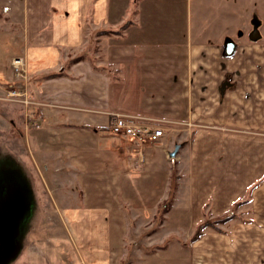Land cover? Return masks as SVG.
Masks as SVG:
<instances>
[{
    "label": "crops",
    "instance_id": "obj_1",
    "mask_svg": "<svg viewBox=\"0 0 264 264\" xmlns=\"http://www.w3.org/2000/svg\"><path fill=\"white\" fill-rule=\"evenodd\" d=\"M240 4L2 2L0 48L18 42L10 58L24 59L28 94L42 103L25 109L38 127L24 112L15 122V154L56 207L52 224L26 243L23 264H264L262 31L223 54ZM91 34L93 56L84 53ZM114 112L155 119L164 134L141 144L114 136ZM172 185L158 248L147 253L151 239L133 223L164 205ZM234 205L235 217L192 239L202 221ZM173 214L190 227L170 234ZM134 237L142 244L129 246Z\"/></svg>",
    "mask_w": 264,
    "mask_h": 264
},
{
    "label": "rangeland",
    "instance_id": "obj_2",
    "mask_svg": "<svg viewBox=\"0 0 264 264\" xmlns=\"http://www.w3.org/2000/svg\"><path fill=\"white\" fill-rule=\"evenodd\" d=\"M10 1L16 0H0V13L2 2ZM240 1L239 11L231 10L232 15L237 13V17L230 20L232 32L230 37L227 38L250 40L248 27L249 22L254 18L259 21L258 29L262 31L264 36V24L261 26L260 20L256 17V15L264 16V0ZM225 26L228 27L227 23H225ZM90 36L84 53L93 56L95 34ZM3 37L0 32V40ZM17 43L12 40L0 48V64L3 65L5 70V75L0 76V111L6 110V115L3 116L0 113V264H23L22 254L26 243L33 237V234H43L45 225L47 223L52 224L56 219V207L55 205H49L47 196L38 192L37 179L35 180V187L33 186L31 179L33 172L31 171L30 162L26 158L24 164H22L15 154L16 132L18 131L14 124L16 121H20L23 117V112L26 116L27 112H25V109L31 105H26L14 97L10 99L4 98L9 87L17 86L18 89L24 91L26 88L21 89V84L25 85V87L30 86L29 72L26 65V79L18 80L17 76L14 75L11 65L13 57L10 58V56L16 50ZM7 121L11 122L7 123ZM17 137L20 138L18 134ZM174 182L175 177L172 179V183ZM163 207V204L160 205L156 212H149L147 215L137 218L133 223L134 229L140 228V236L142 238L146 239L149 237L151 239L143 243L150 247L147 253H151L158 248V234L161 230L160 223L165 213ZM206 219L210 218L207 217ZM187 222V217L176 218L175 214H173L168 221L166 230L170 234H178L184 231L185 228L190 227L184 225ZM175 238L176 235H173L170 242L175 243ZM136 239L137 237H134L135 243L129 242L128 245L135 247L142 244L141 240ZM124 260L123 258L121 264H125ZM135 264L139 263L136 261Z\"/></svg>",
    "mask_w": 264,
    "mask_h": 264
},
{
    "label": "built area",
    "instance_id": "obj_3",
    "mask_svg": "<svg viewBox=\"0 0 264 264\" xmlns=\"http://www.w3.org/2000/svg\"><path fill=\"white\" fill-rule=\"evenodd\" d=\"M11 65L14 75L17 76L18 80L26 79V64L22 57H13L11 60ZM20 88H26V90L22 91L18 89L17 86H13L12 88L9 87V89L6 91V97L4 98L10 99L11 97H14L16 100H19L26 105L42 104L41 102L31 98V96L28 94L27 86L25 87V85L21 84ZM34 114V112L28 111L26 118L30 126L38 127L40 123L38 122V118H35ZM155 122V119L148 117H141L122 112H114L112 113L110 119L109 130L114 136L126 138L136 144H141L146 140L155 141L163 136L164 128Z\"/></svg>",
    "mask_w": 264,
    "mask_h": 264
},
{
    "label": "trees",
    "instance_id": "obj_4",
    "mask_svg": "<svg viewBox=\"0 0 264 264\" xmlns=\"http://www.w3.org/2000/svg\"><path fill=\"white\" fill-rule=\"evenodd\" d=\"M51 75H54V74H51ZM51 75H48V76H51ZM171 189H172V192H170V196H169L168 200L165 202L164 207H163L164 212H166L168 210L169 206H170L171 196L173 194V190L175 189V185H172ZM235 207H237V205H234V208H232L230 213H228L227 215H225L223 217L216 218V220H214V219H212V220L211 219H205L204 221H202L198 225V227H197L192 239L198 238L201 235L203 229L206 226H212V227L216 228L217 227V225H216L217 223H224V222H227L228 220H230L231 218L235 217L237 215V213L234 210Z\"/></svg>",
    "mask_w": 264,
    "mask_h": 264
},
{
    "label": "water",
    "instance_id": "obj_5",
    "mask_svg": "<svg viewBox=\"0 0 264 264\" xmlns=\"http://www.w3.org/2000/svg\"><path fill=\"white\" fill-rule=\"evenodd\" d=\"M251 23L253 24V29L248 34L249 39L257 40L261 36L260 30L258 29L259 21L256 18H254L251 20ZM235 46H236V43L233 39L226 38L224 41L223 54L225 56L233 54L235 50ZM179 147H180V144L179 143L176 144L175 147L170 151L169 155L171 157H174L177 154Z\"/></svg>",
    "mask_w": 264,
    "mask_h": 264
},
{
    "label": "flooded vegetation",
    "instance_id": "obj_6",
    "mask_svg": "<svg viewBox=\"0 0 264 264\" xmlns=\"http://www.w3.org/2000/svg\"><path fill=\"white\" fill-rule=\"evenodd\" d=\"M253 29V24L251 21L249 22V27H248V33Z\"/></svg>",
    "mask_w": 264,
    "mask_h": 264
}]
</instances>
